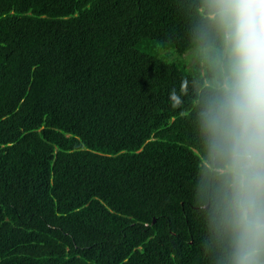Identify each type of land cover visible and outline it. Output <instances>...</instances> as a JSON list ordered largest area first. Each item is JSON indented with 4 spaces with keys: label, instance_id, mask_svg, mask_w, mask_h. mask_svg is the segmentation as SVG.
Listing matches in <instances>:
<instances>
[{
    "label": "trees",
    "instance_id": "16d2710c",
    "mask_svg": "<svg viewBox=\"0 0 264 264\" xmlns=\"http://www.w3.org/2000/svg\"><path fill=\"white\" fill-rule=\"evenodd\" d=\"M194 2L0 0V264H210Z\"/></svg>",
    "mask_w": 264,
    "mask_h": 264
},
{
    "label": "clouds",
    "instance_id": "9594fccd",
    "mask_svg": "<svg viewBox=\"0 0 264 264\" xmlns=\"http://www.w3.org/2000/svg\"><path fill=\"white\" fill-rule=\"evenodd\" d=\"M194 199L210 264H264V0H195ZM175 90L169 92L173 105Z\"/></svg>",
    "mask_w": 264,
    "mask_h": 264
},
{
    "label": "rangeland",
    "instance_id": "374dc122",
    "mask_svg": "<svg viewBox=\"0 0 264 264\" xmlns=\"http://www.w3.org/2000/svg\"><path fill=\"white\" fill-rule=\"evenodd\" d=\"M184 59L187 60L188 63H190V64L194 62L193 59L191 58L189 52H187V53L185 54Z\"/></svg>",
    "mask_w": 264,
    "mask_h": 264
}]
</instances>
